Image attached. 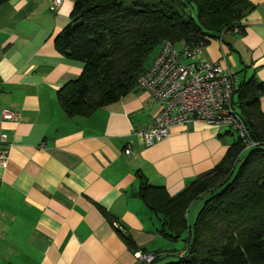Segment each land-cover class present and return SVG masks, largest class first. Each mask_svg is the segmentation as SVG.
<instances>
[{
  "label": "crops",
  "instance_id": "obj_1",
  "mask_svg": "<svg viewBox=\"0 0 264 264\" xmlns=\"http://www.w3.org/2000/svg\"><path fill=\"white\" fill-rule=\"evenodd\" d=\"M249 1L255 8L243 20L245 33L212 38L197 55L219 62L235 85L252 75L264 82V0ZM50 4L10 0L0 7V113H20L18 121L0 120L9 140L8 161L0 164V264H140L116 226L150 252H166L161 246L171 241L135 194L143 180L177 194L218 164L236 137L195 120L146 145L134 130L152 123L160 102L139 87L91 116H68L57 91L84 64L58 52L55 39L74 1L55 11ZM260 103L264 111V96Z\"/></svg>",
  "mask_w": 264,
  "mask_h": 264
},
{
  "label": "trees",
  "instance_id": "obj_2",
  "mask_svg": "<svg viewBox=\"0 0 264 264\" xmlns=\"http://www.w3.org/2000/svg\"><path fill=\"white\" fill-rule=\"evenodd\" d=\"M8 1L0 0V7ZM73 1L70 20L55 39L58 52L84 64L81 75L57 91L70 117L91 116L141 88L140 76L166 42L182 53L212 38L223 40L226 32L244 34L243 20L255 8L249 0ZM233 92V104L255 144L237 134L222 160L177 194L149 183L135 193L160 217L159 233L184 243L181 249L153 251L152 264H264V82L252 75ZM204 197L191 224L189 208ZM100 209L110 222L117 221ZM116 229L133 251L148 252L123 228ZM168 255L176 259L162 262Z\"/></svg>",
  "mask_w": 264,
  "mask_h": 264
},
{
  "label": "built area",
  "instance_id": "obj_3",
  "mask_svg": "<svg viewBox=\"0 0 264 264\" xmlns=\"http://www.w3.org/2000/svg\"><path fill=\"white\" fill-rule=\"evenodd\" d=\"M63 0H51L50 9L55 11ZM203 46L180 53L171 42H166L147 70L139 78V85L150 92L159 102L160 109L150 125L134 130L146 145L151 146L170 135L172 127L203 120L210 125L232 129L249 145L255 144L250 137L246 122L233 104L235 82L224 72L219 62L199 59ZM20 113L4 108L0 120L18 121ZM8 135L0 131V164L8 161ZM131 153V149H126ZM135 256L140 264H152L156 254L138 250Z\"/></svg>",
  "mask_w": 264,
  "mask_h": 264
},
{
  "label": "rangeland",
  "instance_id": "obj_4",
  "mask_svg": "<svg viewBox=\"0 0 264 264\" xmlns=\"http://www.w3.org/2000/svg\"><path fill=\"white\" fill-rule=\"evenodd\" d=\"M134 1H138V2H141V3H157L158 0H134ZM193 14L195 15L196 18H198V15H197V8L194 7L193 8ZM180 47V46H179ZM234 132V131H233ZM234 136L237 137V133L234 132ZM233 136V137H234ZM204 198H199L197 200H195L190 208H189V214H188V219H189V222L191 224H193L196 220V217H197V214L200 210V208L202 207L203 203H204ZM183 241L180 239V240H177V241H167V245L166 246H161L163 249H166V250H174V249H181L183 247ZM172 259H176L175 256L173 255H168L167 257H165L164 259H162V262H165V261H168V260H172Z\"/></svg>",
  "mask_w": 264,
  "mask_h": 264
},
{
  "label": "water",
  "instance_id": "obj_5",
  "mask_svg": "<svg viewBox=\"0 0 264 264\" xmlns=\"http://www.w3.org/2000/svg\"><path fill=\"white\" fill-rule=\"evenodd\" d=\"M189 1H191V0H189ZM143 183H147L146 180H143Z\"/></svg>",
  "mask_w": 264,
  "mask_h": 264
}]
</instances>
